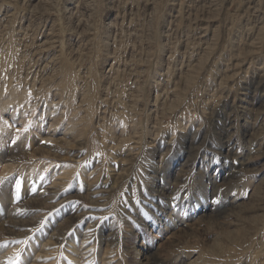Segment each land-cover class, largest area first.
<instances>
[{
	"label": "rangeland",
	"instance_id": "1",
	"mask_svg": "<svg viewBox=\"0 0 264 264\" xmlns=\"http://www.w3.org/2000/svg\"><path fill=\"white\" fill-rule=\"evenodd\" d=\"M46 241L264 264V0H0V253Z\"/></svg>",
	"mask_w": 264,
	"mask_h": 264
},
{
	"label": "bare ground",
	"instance_id": "2",
	"mask_svg": "<svg viewBox=\"0 0 264 264\" xmlns=\"http://www.w3.org/2000/svg\"><path fill=\"white\" fill-rule=\"evenodd\" d=\"M16 208H17L16 206H12L10 209H8V211L12 214V212L15 211ZM52 244H53L52 241L51 242L46 241V242L42 243V247H40V251L36 254V256L33 258L32 262L30 264H46L48 262V259L52 256L53 251H54ZM82 245H83V247H86L88 245H92V243H87V241L84 240ZM18 246L19 245H16L14 247L10 246V248L2 250V253H0V264H7L8 259L11 257L12 251L16 250L18 248ZM70 250H71L70 251L71 253L68 252L69 254L68 253L67 254L71 258H73L74 260L78 261V256H79V251H80L78 246H75L73 244V245H71ZM86 251L87 250L82 251V253L83 252L85 253ZM107 252H108V250L106 251V253ZM106 253H105V256L103 257L104 263H106V261H107ZM82 255H85V254H82ZM116 260H117V257L115 258V261ZM79 261H81V260H79ZM138 262H139V260H138ZM53 263H54V261L52 260L47 264H53Z\"/></svg>",
	"mask_w": 264,
	"mask_h": 264
},
{
	"label": "snow or ice",
	"instance_id": "3",
	"mask_svg": "<svg viewBox=\"0 0 264 264\" xmlns=\"http://www.w3.org/2000/svg\"><path fill=\"white\" fill-rule=\"evenodd\" d=\"M17 187H19V184H17ZM19 256H20V253H16V257H17V259L19 258ZM10 264H15V262L12 261V262H10Z\"/></svg>",
	"mask_w": 264,
	"mask_h": 264
}]
</instances>
